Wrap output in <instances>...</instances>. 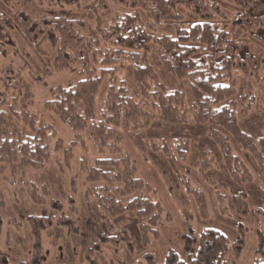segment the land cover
Returning <instances> with one entry per match:
<instances>
[{"label": "trees", "instance_id": "obj_1", "mask_svg": "<svg viewBox=\"0 0 264 264\" xmlns=\"http://www.w3.org/2000/svg\"><path fill=\"white\" fill-rule=\"evenodd\" d=\"M14 1L0 0V3L10 6ZM41 1L54 6L57 3L78 5L84 0ZM228 1L238 9L232 17H227L217 4L208 0H99L96 8L113 4L129 9V12L111 18L102 30V42L84 36L85 24L81 21L34 19L21 13L10 19L0 13V55L5 56L14 47L10 36L16 27L40 53L43 44L53 49L56 53L54 71L78 65V81L72 87L58 86L51 90L50 98L44 104L46 110L75 134L74 140L68 144L58 139L53 144L54 151L64 154L70 168L76 142L81 140L83 145L84 136L93 141L100 158L85 170L84 182L86 185L99 182L117 185V195L128 200L122 203L102 187L95 192L99 206L109 216L127 213L134 217L144 246L150 243L151 237H158L156 227L164 218V209L152 200L155 196L153 187L136 176L134 165L122 153L120 142L124 125L137 132L147 129L157 118L175 125L210 124L213 128L207 136L219 146L229 173L236 176L235 157L230 153L227 137L219 131L227 133L240 149L251 155L264 179V138L252 139L237 123L239 113L256 109L264 111L258 103L246 104L249 96H241L240 102L237 97L240 77H256L261 70L257 56L246 42L247 39L264 42V0ZM179 6L190 11L197 21L184 25L177 12ZM163 22L175 26L172 36L153 35L155 27ZM151 53L158 57L165 72L188 81L191 101H186L181 92L167 91L149 63ZM124 61L132 65L134 94L127 82L118 76L124 69ZM34 80L40 81L41 77L36 76ZM250 100L254 101V98ZM33 104L30 84L19 73L13 72L11 66L6 67L2 71L0 87V173L5 169L12 172L27 168L39 170L50 159L52 128L32 112ZM161 149L168 152L166 146ZM176 151L180 157H185V149L178 150L177 146ZM115 156L118 158H113ZM235 163L242 169V180H250L245 166L241 162ZM25 186L33 203L40 205L49 201L51 208L61 212L56 201L40 197L35 184L26 182ZM185 189L194 198L200 216L205 218L207 203L203 192L192 188L188 181ZM0 205H3L1 193ZM234 205L240 215H248L247 203L241 196L234 198ZM165 219L169 221L168 215ZM53 222L70 232L74 230L72 223L62 214L55 221L47 217L27 218L34 243L30 260L21 264H43L40 234ZM2 226L0 219V237ZM100 242H125L131 247L128 236L121 234L108 238L102 236ZM193 245L192 236H185L184 251L189 264H228L233 252L235 257L239 256L243 236L231 244L224 234L206 229L199 235L194 254ZM258 252H261L260 248ZM0 264H10L1 251ZM138 264L157 263L153 255L146 254ZM164 264L185 262L170 249ZM253 264H264V259L255 260Z\"/></svg>", "mask_w": 264, "mask_h": 264}, {"label": "rangeland", "instance_id": "obj_2", "mask_svg": "<svg viewBox=\"0 0 264 264\" xmlns=\"http://www.w3.org/2000/svg\"><path fill=\"white\" fill-rule=\"evenodd\" d=\"M208 1L217 4L227 17H232L238 11L228 0ZM98 4L99 0H84L78 5L57 3L49 6L41 0H15L10 6L0 3V13L10 19L21 13L34 19L81 21L85 24L83 35L102 42V30L108 26L111 18L129 12V9L113 4L106 8H96ZM177 12L182 16L184 25L197 21L183 6L177 7ZM174 30L173 23L163 22L155 27L153 35L172 36ZM10 39L14 47L5 56L0 55V87L2 71L11 66V70L19 73L31 86L34 95L32 112L47 123L53 132L52 152L44 168H27L15 172L5 169L0 173L3 202L0 205V219L3 222L0 251L10 264L25 263L31 258L34 237L27 223L28 217H47L55 221L61 214L68 218L74 230L70 232L66 227L57 226L53 222L50 228L41 232L43 264H138L146 254L153 255L157 264H164L170 249L185 264H189L184 251V237L190 235L194 239V254L199 235L206 229L219 231L231 244L243 236L239 256L235 257L233 252L232 258H228V264H253L255 260L264 259L263 175L257 162L248 152L240 149L227 133L219 131L227 137L230 153L235 157V162L245 166L251 176L250 180H242V169L235 162V177L226 169L219 146L207 136L213 128L210 124L194 122L175 125L157 118L147 129L137 132L123 126L120 142L122 153L134 165L136 176L153 187L155 196L152 200L164 209V218L156 227L158 237H151L150 243L144 246L134 217L127 213L109 216L99 206V197L95 192L102 187L107 188L122 203L128 200L117 195V185L106 182L86 185L84 182L85 170L90 169L93 162L100 158L93 141L84 136L83 145L81 140L80 143L76 142L70 168L64 154L54 151V143L58 139L68 144L74 140L75 134L52 112L46 110L44 104L50 98L51 90L58 86L69 88L78 81V65L56 72L53 69L56 53L48 44L41 46L40 53L16 27ZM246 43L257 56L261 70L256 77H240L237 97L240 102V97L247 95L246 104L258 103L264 108V42L247 39ZM123 63L124 69L118 76L127 82L134 94L136 86L132 65L125 61ZM149 63L168 92H181L186 101L192 100L187 80L177 79L165 72L153 53L150 54ZM48 71L49 74H46ZM36 76L41 77V80L35 81ZM237 123L252 139L264 138L262 109L239 113ZM163 146H166L168 152L161 149ZM177 146L178 150L181 147L186 150L185 157L178 155ZM186 181L192 188L203 192L207 203L205 218L200 216L194 198L186 192ZM26 182L35 184L43 199L56 201L62 208L61 212L51 208L49 201L40 205L33 203L28 196ZM240 196L247 203V216L240 215L235 208L234 198ZM71 199L74 201L71 202ZM167 215L169 221L165 219ZM118 234L128 236L131 247L125 242H100L102 236L108 238ZM259 248L261 252H258Z\"/></svg>", "mask_w": 264, "mask_h": 264}]
</instances>
